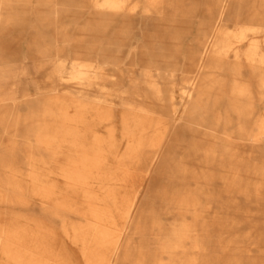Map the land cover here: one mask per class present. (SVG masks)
I'll use <instances>...</instances> for the list:
<instances>
[{"label": "rangeland", "instance_id": "374dc122", "mask_svg": "<svg viewBox=\"0 0 264 264\" xmlns=\"http://www.w3.org/2000/svg\"><path fill=\"white\" fill-rule=\"evenodd\" d=\"M84 153L99 172L68 182ZM180 216L204 251L164 249ZM225 221L261 247H224ZM190 256L264 264V0H0V264Z\"/></svg>", "mask_w": 264, "mask_h": 264}, {"label": "bare ground", "instance_id": "6f19581e", "mask_svg": "<svg viewBox=\"0 0 264 264\" xmlns=\"http://www.w3.org/2000/svg\"><path fill=\"white\" fill-rule=\"evenodd\" d=\"M107 4H110V2H107ZM221 37L222 38L218 40L215 46V54L220 57L226 56L228 53V48H230V43L228 42V39L223 35H221ZM208 46H204L201 50H199V58H200L199 67L202 61L204 60V58L206 57V54L209 53ZM95 149L97 150V148ZM102 157L103 155H100L97 153L81 154V158H79L77 161H72L74 162V166L77 167V169L73 171L74 176L69 174L66 180L68 182L70 181L71 183L85 182L86 180H88V177L91 173L99 172L98 167L102 163V160H101ZM210 161L212 160L210 159L209 162ZM181 173L183 172H180V171L176 172V174H181ZM85 174H88V176H85ZM222 181L225 182L227 180H222ZM171 190L172 191L170 192V194L167 192V199L169 200L172 209L181 211L183 213L182 214L183 217H189L191 210L197 211V206H198L197 200H193L192 202L186 201L184 200L185 198L183 196H179L173 189ZM107 197L112 202L115 201L114 196H112L111 194L108 195ZM226 198L227 196L224 195V199ZM218 203H219L218 205L220 206V211H225L227 213L228 204L224 201H219ZM90 214L94 215V219L96 220H104L105 222H108V221L111 222L113 220L111 209H106L100 212L92 210L90 211ZM133 217H134L133 209L125 213V219L128 220V223L133 219ZM182 218H181V223L179 225L171 227L170 235L165 241L164 249L167 250L168 254H174L177 251H179L181 247L188 245V248H190L191 250L196 249V250L204 251V244L202 246L200 244V241L196 239V236L192 240L190 238L191 235L194 236L193 233L195 232V229H194L195 222L191 224V222L189 221L190 220L189 218L191 217H189L188 219H182ZM225 222L226 223L223 225V233L225 234L226 238L228 237V234H229V236H233L234 238L239 237L237 235H241L239 238H242V239L244 238V239L241 242L233 241V242H229V244H228V241L226 240L224 247H228V245H232L235 249H241L244 247L248 249L252 248L254 250H258V248L261 247L260 242H254V241L245 242L244 240H246L247 238H256V240H258L259 238H262L263 235L260 233L262 228L249 226L247 224L241 225V224L234 223V224L228 225V222L227 221ZM98 231L96 232V234L98 233L96 237L103 239L106 236L105 230L100 229ZM190 257L189 259H186L185 257H183L182 259L174 258L173 261L171 260L170 257H168L167 263L168 264H203L204 263V261H199V259L197 261V259H195L194 256H190Z\"/></svg>", "mask_w": 264, "mask_h": 264}]
</instances>
